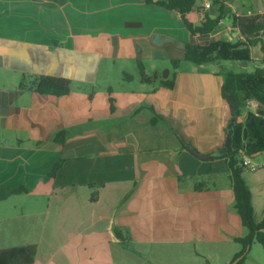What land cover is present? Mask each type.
<instances>
[{
    "label": "crops",
    "instance_id": "obj_1",
    "mask_svg": "<svg viewBox=\"0 0 264 264\" xmlns=\"http://www.w3.org/2000/svg\"><path fill=\"white\" fill-rule=\"evenodd\" d=\"M158 1L0 0V188L27 189L0 201V250L34 245L32 264H231L240 251L249 230L228 158L192 151L229 152L226 67L185 60L186 46L233 40L264 14L240 19L231 0L236 25L226 16L193 36ZM201 7L186 15L194 26L219 16ZM251 54L257 67L261 43ZM41 75L70 80V93L21 88Z\"/></svg>",
    "mask_w": 264,
    "mask_h": 264
},
{
    "label": "trees",
    "instance_id": "obj_2",
    "mask_svg": "<svg viewBox=\"0 0 264 264\" xmlns=\"http://www.w3.org/2000/svg\"><path fill=\"white\" fill-rule=\"evenodd\" d=\"M211 1L213 4L219 6V16L211 18L206 15L205 21L199 26L192 25L186 19V15L194 10L197 0H161L155 2V4L172 12L177 10L193 36H207L223 25L224 17L229 16L233 18L235 21L234 25H236L239 19L229 6L231 0ZM147 2L153 3L154 0H147ZM260 32H264V24L257 23L246 27L245 33L248 37L245 38L243 36V40L234 42L227 38H219L206 45L188 43L186 46L185 60L196 65L214 64L221 61H233L238 64L247 63V65H250L254 62L251 58L252 48L261 43V50L263 52L262 65L257 66L253 72H248L241 67V71L239 72L227 68L221 72L224 78L222 97L230 105L235 115L234 122L230 126L233 132L232 151L225 152L223 155L211 154L204 156L196 150H192L199 157L213 158L220 156L228 158V167L231 172V181L235 194V209L242 219L243 226L249 230V234L246 237L236 239L242 245V251L236 255L233 261L246 254L255 241L259 242L264 248V219L257 221L255 218L252 192L243 176L245 170L240 161V152L244 149L245 142L248 145L246 148L248 154L264 152V42L259 38ZM178 65L179 61L173 62L175 70L178 69ZM142 77L143 80H147L143 72ZM176 79L177 72L175 71L172 79L161 81V84L174 88ZM20 86L21 88L26 86L25 88L35 90L42 95L65 96L71 91L70 80L46 75L27 76L21 81ZM248 101L256 102L259 108L256 113L248 115L246 123H239L236 121V118L247 106ZM151 112L154 114L153 121L156 122L158 114L154 108H151ZM59 136L63 138L60 139V142H63L64 132H60ZM24 192H27V189L17 188L9 190L0 188V201L6 200L13 194ZM35 255L36 247L34 245L0 250V264H32ZM243 259L238 264H241Z\"/></svg>",
    "mask_w": 264,
    "mask_h": 264
},
{
    "label": "rangeland",
    "instance_id": "obj_3",
    "mask_svg": "<svg viewBox=\"0 0 264 264\" xmlns=\"http://www.w3.org/2000/svg\"><path fill=\"white\" fill-rule=\"evenodd\" d=\"M199 4H201V0H197L196 5H199ZM232 5L237 10L240 19L248 18L249 11L252 12L251 16L255 18L254 19L255 21L260 20L262 17V14L258 13V11H257L258 6L254 0H232ZM227 19H229V18L227 17ZM258 23L264 24V21H259ZM253 24H257V23H253ZM253 24H249V25H253ZM247 26H248V24L243 23V21H242L241 25L237 24L236 28H232V30H235V32H236L234 37H233L234 42L238 41V40H243V36H245V38L248 37V35L245 33V29ZM260 38L262 40H264V32H260ZM254 56H256V55L254 54ZM219 63L222 64L221 67L224 65V67L229 68L231 70H234L236 72L241 71L240 65H238L237 62L221 61ZM258 63H259V65H262L261 61ZM258 63H256V64H258ZM263 66H264V64H263ZM243 68L246 69V71H248V72H253L254 69L256 68V66L254 63H252L250 65H247L246 67H243ZM257 110H258L257 107H251V106L247 105L243 109V112H241V114L239 115L242 123L247 122V118H248L247 112L248 111H251L253 113L254 111H257ZM248 180L250 182V185H251L250 187L253 191V196H254V200H255V218L257 221H259V220L263 219V217H264V169H261L258 172H256L254 175H251L248 178ZM254 182L257 184L253 185ZM9 245L16 246V245H21V244H20V241H15V244H13V242H11ZM236 251H239L238 252V254H239L242 251V246L236 245ZM222 261L223 260H215L214 259L213 262H211V263L219 264ZM241 264H264V248H263V246L259 242L255 241L251 245L249 251L244 255V259H243V262Z\"/></svg>",
    "mask_w": 264,
    "mask_h": 264
},
{
    "label": "built area",
    "instance_id": "obj_4",
    "mask_svg": "<svg viewBox=\"0 0 264 264\" xmlns=\"http://www.w3.org/2000/svg\"><path fill=\"white\" fill-rule=\"evenodd\" d=\"M202 3V7H201V11L204 13L208 10H210L213 6V3L211 0H201ZM258 13L260 14H264V12L258 11ZM249 16L252 15V12L249 11L248 13ZM248 106H253V107H258V104L254 101H248L247 103ZM259 155H264L263 153H258V154H248L245 151H241L240 152V161H241V165L244 168V170L246 172L249 173H256L259 170L264 168V156H263V161H256L254 158L259 156Z\"/></svg>",
    "mask_w": 264,
    "mask_h": 264
},
{
    "label": "water",
    "instance_id": "obj_5",
    "mask_svg": "<svg viewBox=\"0 0 264 264\" xmlns=\"http://www.w3.org/2000/svg\"><path fill=\"white\" fill-rule=\"evenodd\" d=\"M240 65L242 67H246L247 66V63H241ZM232 134H233V132L230 129L229 130V133H228V137H227V142H226V146H227L229 152L232 151ZM244 255L238 257L237 259H235V261L232 262V264H238L244 258Z\"/></svg>",
    "mask_w": 264,
    "mask_h": 264
}]
</instances>
